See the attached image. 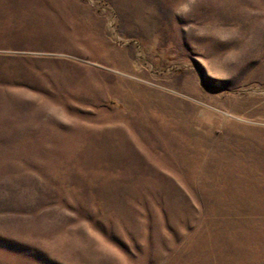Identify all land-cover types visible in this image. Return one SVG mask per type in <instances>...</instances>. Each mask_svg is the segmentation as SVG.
Masks as SVG:
<instances>
[{
    "label": "rangeland",
    "instance_id": "374dc122",
    "mask_svg": "<svg viewBox=\"0 0 264 264\" xmlns=\"http://www.w3.org/2000/svg\"><path fill=\"white\" fill-rule=\"evenodd\" d=\"M0 264H264V0H0Z\"/></svg>",
    "mask_w": 264,
    "mask_h": 264
},
{
    "label": "bare ground",
    "instance_id": "6f19581e",
    "mask_svg": "<svg viewBox=\"0 0 264 264\" xmlns=\"http://www.w3.org/2000/svg\"><path fill=\"white\" fill-rule=\"evenodd\" d=\"M263 115V114H262Z\"/></svg>",
    "mask_w": 264,
    "mask_h": 264
}]
</instances>
